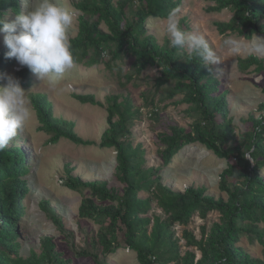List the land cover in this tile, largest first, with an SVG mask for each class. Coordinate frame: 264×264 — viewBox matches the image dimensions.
Returning a JSON list of instances; mask_svg holds the SVG:
<instances>
[{
  "label": "rangeland",
  "instance_id": "374dc122",
  "mask_svg": "<svg viewBox=\"0 0 264 264\" xmlns=\"http://www.w3.org/2000/svg\"><path fill=\"white\" fill-rule=\"evenodd\" d=\"M80 1L61 0L76 13L75 22L69 30V39L78 32L80 10L77 5ZM117 1L113 0L114 4ZM173 1L178 2L174 10L180 17L181 27L188 32L193 29L201 31L217 53L219 64L211 66V77L216 81L219 92L226 94L228 108L226 121H218L219 128L228 127L231 132L232 137L227 145L248 153L255 122L264 121V55L247 52L233 55L224 48L223 40L229 36L250 39L229 29L220 32L217 27V24H228L235 18L231 0ZM20 3L22 12L34 6V0H20ZM139 9L141 5L137 1L129 4L123 12L122 24L131 23ZM12 15L6 12L4 17L14 19ZM165 18H148L145 21L146 32L140 35V39L151 35L154 38L153 45L159 51L166 53L174 50V57L183 61L188 54L170 47L164 35ZM259 24H264V16ZM99 28L104 33H110L103 23ZM255 34L264 35V27L258 28ZM3 35L0 33V49L6 48ZM129 46L127 42L121 47L117 43H109L106 46L107 53L98 63L94 62L97 58L90 49L54 83L40 81L31 73V86H21L26 91L31 115L6 148H22L30 168L27 175L30 191L23 201L26 214L19 225L20 235L17 238L19 255L22 257H34L39 264H48L43 254L46 239H50L56 258L52 264H141L132 250L103 252L99 238L102 224L79 213L81 204L91 197L97 206L116 202L100 201L87 189H71L67 184L69 176L79 178L82 182L105 181L108 187L115 188L119 194L123 193L124 184L115 174L116 148L99 146L101 135L108 128L110 109L113 110V121L124 117L127 131L118 139L134 148L135 159L150 181H156L158 177L160 183L175 192L203 186L207 195L228 200L229 194L220 188V175L228 167V160L219 157L213 150L194 142L178 152L169 163H164L157 145L159 136L169 124L193 131L202 113L195 102L188 100V88L183 86V82L179 84L170 79L157 87V79L167 72L163 68L165 66L148 62L144 68H140L135 55L128 50ZM118 49L122 56L113 58L112 53ZM90 62L92 64L88 65ZM20 68L18 64L7 68L3 76L16 78V71ZM6 83V79H0V85ZM37 93L46 96L55 117L73 121L76 134L93 144L79 145L65 138H60L56 143L49 142L50 136L38 130L39 122L30 100V95ZM75 94H93L99 104H82L73 97ZM113 103H116V107L112 108ZM260 175L264 179V168ZM154 184L149 190H139L138 197L145 199L151 196L155 191ZM226 184L230 189L238 190L244 182L229 177ZM144 215L151 219L149 231L154 217L161 220L166 218L155 200L150 202ZM215 224L221 227L225 224L222 214L217 210L208 212L204 218L195 214L187 225L175 224L170 228L180 257L191 252L194 263L201 257V252L195 246L187 244L185 231L200 240L203 235L204 238L208 237ZM258 227L264 231L263 222H258ZM235 245L250 257L264 261V246L255 236L242 233ZM83 251L90 255H81ZM149 258L154 264H162L156 255L151 254ZM101 260L103 263H100ZM164 264L183 263L180 258H170Z\"/></svg>",
  "mask_w": 264,
  "mask_h": 264
},
{
  "label": "trees",
  "instance_id": "16d2710c",
  "mask_svg": "<svg viewBox=\"0 0 264 264\" xmlns=\"http://www.w3.org/2000/svg\"><path fill=\"white\" fill-rule=\"evenodd\" d=\"M135 1L141 5V9L131 23L124 26L123 12ZM177 4L173 0H118L115 4L113 0H81L77 5L80 10L78 32L70 39L72 54L76 62L92 49L97 58L94 62L98 63L107 53L106 46L109 43L114 42L121 47L127 42L130 45L128 50L135 55L140 68H144L148 62L165 66L163 68L167 72L157 79V87L170 79L179 84L183 82V86L188 88V100L197 104L202 116L195 123L193 131L169 124L157 139L160 156L164 163H169L188 144L198 142L213 150L219 157L227 159L229 165L220 175V188L229 194L228 200L207 195L203 186L188 187L183 192H175L160 183L158 177L156 181H150L135 159L134 148L118 139L127 129L123 116L118 121L112 120V109L107 117L108 128L102 133L99 146L116 148L115 174L124 184L123 193H117L105 181L82 182L79 178L69 176L67 184L71 189H87L100 201L116 202L97 206L91 197L79 207L81 216L95 219L102 224L99 238L105 253H116L121 249L132 250L136 252L141 264H154L149 258L151 254L156 255L162 264L170 258H180L183 264H264V261L250 257L235 245L239 235L246 233L258 238L264 246V231L258 227V222L264 223V179L260 175L264 168V121L255 122L248 153L233 145H227L232 137L231 132L228 127L220 129L218 122L227 119L226 94L217 89L209 68L190 55L185 60L178 61L174 57V50L162 53L153 45L154 38L151 35L140 39V35L146 32L145 21L148 18L167 17ZM230 4L235 10V18L231 23L217 24L220 32L229 29L250 37L258 28L264 27V24H259L264 16V0H231ZM6 8L9 11H5ZM6 12H11L12 16L22 12L20 0H0V18L6 19ZM101 23L107 26L110 33L100 30ZM7 51V48L0 49V76L4 75L7 68L18 64L15 58H6ZM112 54L113 58L122 56L120 49ZM91 64L90 62L88 65ZM31 73L27 67L16 71V78L21 86H31ZM73 97L82 104H99L93 94H75ZM30 100L39 122L38 130L50 136L49 142L56 143L60 138H65L79 145L93 144L76 134L73 121L53 115L51 103L44 94H32ZM113 107H116V103H113ZM29 172L26 152L22 148L0 150V264H39L34 257L24 258L19 255L20 245L17 241L20 235L19 225L26 214L23 201L30 191L27 178ZM229 177L240 179L244 182L243 186L238 190L230 189L226 184ZM153 183L154 193L145 199L139 198L138 191L144 188L149 190ZM153 200L166 218L161 220L154 217L149 231L151 219L144 214ZM213 210L222 214L224 226L215 224L208 237L204 238L203 235L200 240L189 236L185 231L187 244L195 246L201 252V257L195 263L191 252L180 257L170 228L175 224L185 226L195 214L204 218ZM80 254L90 255L85 251ZM43 257H47L48 264L56 260L50 239H46Z\"/></svg>",
  "mask_w": 264,
  "mask_h": 264
},
{
  "label": "clouds",
  "instance_id": "9594fccd",
  "mask_svg": "<svg viewBox=\"0 0 264 264\" xmlns=\"http://www.w3.org/2000/svg\"><path fill=\"white\" fill-rule=\"evenodd\" d=\"M75 18V11L61 0H34V6L19 12L14 19L0 18V33L4 34L3 43L8 49L6 58H15L38 80L54 83L75 64L69 39ZM163 30L170 47L198 58L210 71L211 66L219 64L215 49L201 31L188 32L181 27L177 10L168 13ZM223 46L233 55H264V35L254 33L250 39L229 36L223 40ZM0 79L7 81L0 85V150H4L31 113L20 81L11 75Z\"/></svg>",
  "mask_w": 264,
  "mask_h": 264
},
{
  "label": "water",
  "instance_id": "95a60500",
  "mask_svg": "<svg viewBox=\"0 0 264 264\" xmlns=\"http://www.w3.org/2000/svg\"><path fill=\"white\" fill-rule=\"evenodd\" d=\"M249 157V156H248Z\"/></svg>",
  "mask_w": 264,
  "mask_h": 264
}]
</instances>
